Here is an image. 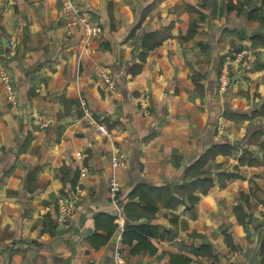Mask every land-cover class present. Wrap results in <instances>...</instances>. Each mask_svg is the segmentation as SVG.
Listing matches in <instances>:
<instances>
[{
    "label": "crops",
    "instance_id": "0c3cea01",
    "mask_svg": "<svg viewBox=\"0 0 264 264\" xmlns=\"http://www.w3.org/2000/svg\"><path fill=\"white\" fill-rule=\"evenodd\" d=\"M63 1L0 0V64L18 95L8 100L0 75V264H117L118 245L125 264H264V0H75L103 27L88 47L83 27L69 34ZM222 143L233 147L208 157L214 184L193 207L160 200L151 220L128 217L136 184H187V168ZM116 153L126 165L113 166ZM77 186L65 227L59 199ZM148 222L156 250L133 253L124 233Z\"/></svg>",
    "mask_w": 264,
    "mask_h": 264
},
{
    "label": "trees",
    "instance_id": "16d2710c",
    "mask_svg": "<svg viewBox=\"0 0 264 264\" xmlns=\"http://www.w3.org/2000/svg\"><path fill=\"white\" fill-rule=\"evenodd\" d=\"M243 8V5L241 6ZM155 41L153 44L158 43ZM233 147L231 143L215 144L203 153L199 159L191 164L186 171V176L189 181L181 186H156L148 183H138L129 193V202L125 206L128 217L137 221L143 217L151 220L158 209V202L163 200L167 205L175 206L182 201H187L189 207H193L199 200L200 195L195 191L200 189L202 192H207L214 184L211 174L205 169L208 157H215L219 153L230 152ZM228 174L227 176H229ZM196 177V178H194ZM138 197V198H137ZM237 211L241 215L243 221L248 220L247 212L243 207L238 206ZM157 227L148 223H137L131 226V229L124 233V238L127 243L133 244L134 239L137 243L133 245L132 252L136 253L144 248H149L151 251L156 250V247L150 242L149 236L157 235ZM228 237V235H227ZM107 240V237L104 241ZM262 253L264 263V239L262 242Z\"/></svg>",
    "mask_w": 264,
    "mask_h": 264
},
{
    "label": "built area",
    "instance_id": "2783aa9c",
    "mask_svg": "<svg viewBox=\"0 0 264 264\" xmlns=\"http://www.w3.org/2000/svg\"><path fill=\"white\" fill-rule=\"evenodd\" d=\"M4 3H18L23 2L25 0H1ZM63 8L66 12H70L71 10L74 11V15L69 17L66 26L67 30L70 33H73L78 27H83L86 32V42L87 47L90 44V39L95 36H100L103 32V27L93 21V19L90 17L86 9H84L81 5H79L75 0H64L63 1ZM11 43H15L13 40H11ZM251 50L248 48L239 49L236 52H234V57L238 56L236 58V61L241 60L242 57L246 55H250ZM1 55V52H0ZM98 73L101 75L102 79L107 83V85L110 88L115 87V81L112 78L111 74L106 71L103 67H97ZM0 75L4 83V87L7 93L8 100L15 104L17 102V91L15 88V83L13 76L11 73L7 70L6 66L1 63L0 64ZM230 81V74L228 72H225L221 79V85L223 88H226ZM86 107V112L90 116L91 121L98 127L101 133L103 134H109V128L106 126L105 123L96 120L94 117H92L91 110L87 107L86 101H83ZM45 123H48V119H45ZM113 166L119 167L124 166L127 164V156L125 153H116L112 157ZM80 187L77 186V190L75 192H71L68 196L62 197L59 199V216L58 220L60 223H62L65 227H71L74 225L77 216H78V199H79V191ZM122 190V184L119 181V179L116 177V175H113L110 180V191L111 195L113 197V201L117 203L118 211H116L117 219L120 223V225L124 228V222H125V215H124V209L120 205L121 200L119 201V193ZM115 258L117 261V264H125V253L121 246H117L115 250Z\"/></svg>",
    "mask_w": 264,
    "mask_h": 264
},
{
    "label": "rangeland",
    "instance_id": "374dc122",
    "mask_svg": "<svg viewBox=\"0 0 264 264\" xmlns=\"http://www.w3.org/2000/svg\"><path fill=\"white\" fill-rule=\"evenodd\" d=\"M236 51H237V50H236ZM236 51H235V52H236ZM229 54H230V52H229ZM230 55H231V54H230ZM248 56H249V55H246V56L242 57L241 60H240V62H239V61H236V58H237L238 56H236V57L233 56V57L231 58V60H235V61L239 64V66L241 67V66L244 65L245 62L247 61ZM225 72L230 73L229 70H228L226 67H224V68L222 69V73H221V76H220L221 79H222V76H223V74H224ZM221 86H222V85H221ZM227 86H229V84H228ZM222 88H223V87H222ZM223 89H224V88H223ZM71 192H72V191H71ZM71 192H70V193H71ZM70 193H68L67 195H66V194H63V195L61 196V198H62V197H65V196H68Z\"/></svg>",
    "mask_w": 264,
    "mask_h": 264
}]
</instances>
